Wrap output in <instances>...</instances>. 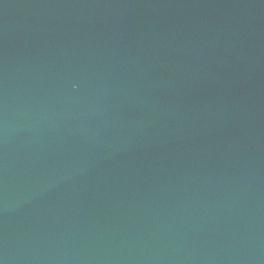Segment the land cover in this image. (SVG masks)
I'll return each instance as SVG.
<instances>
[{
  "label": "water",
  "instance_id": "obj_1",
  "mask_svg": "<svg viewBox=\"0 0 264 264\" xmlns=\"http://www.w3.org/2000/svg\"><path fill=\"white\" fill-rule=\"evenodd\" d=\"M0 264H264V0H0Z\"/></svg>",
  "mask_w": 264,
  "mask_h": 264
}]
</instances>
